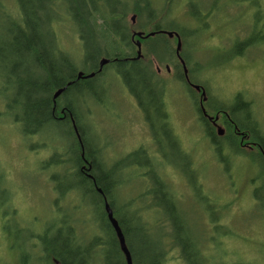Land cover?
Instances as JSON below:
<instances>
[{
    "label": "trees",
    "instance_id": "1",
    "mask_svg": "<svg viewBox=\"0 0 264 264\" xmlns=\"http://www.w3.org/2000/svg\"><path fill=\"white\" fill-rule=\"evenodd\" d=\"M8 1L11 6L6 7L0 0V21L6 25L1 28L4 32L0 33V79L5 81L4 91L12 88V93L4 96V114L14 120L24 138L52 128L63 134L65 141H71L68 146L62 145L61 156H52L42 164V168L48 173L53 165L65 166L66 174L74 179L66 184L60 182L57 173L50 175L55 192V211H64L60 202L69 196L80 199L70 200L71 208L68 209L72 213L44 222L39 236L42 256L37 259L42 260L41 264H128L105 209L107 200L122 230L133 264H169L173 252L178 253L182 264H214L208 255L209 241L214 245L221 244V241L207 237L208 226L213 225L215 230L224 225L231 227L225 214L232 202L219 204L204 197L208 203L207 212L214 214L212 218L205 220L200 211L196 219L186 215L181 199L183 196L167 177L169 167L178 170L186 180L190 179L196 197L208 193L204 192L195 173L198 171L194 155L183 143L172 112L168 111L169 82L162 80L154 67V61L172 60L176 56L177 39L157 32H177L183 42L181 55L186 60L191 82L207 87L196 77L190 64L192 55L185 50L187 36H194L197 32H187L173 22L164 24L158 18V9L153 0ZM221 1L215 0L205 5L203 17L193 16L201 23H211L219 12L227 10L219 6ZM247 1L256 13L254 26L259 23L264 31V15L258 14L259 11L264 13L262 0ZM130 14L136 15L139 23H133L132 19L129 21ZM116 20L121 21V27L112 26ZM58 21H61L60 29L55 25ZM132 29L145 35L155 32V36L140 39L142 57L138 59V47L132 42ZM69 31L76 32L79 46L68 47L65 39L61 38V34L67 37ZM263 39L258 31L246 41L236 40L235 44L243 45V50L239 49L236 51L239 53L225 60H233L243 54L245 48L250 50L257 47L264 42ZM157 43V47L153 46ZM133 56L134 59H130ZM104 58L109 59L106 69L109 68L112 73V78L107 79L106 90L111 88L116 78L121 82L124 92L139 104L152 142V146H139L114 158H110V151L101 146L103 141L100 136L104 134L96 120L100 110L106 112L99 110L105 105V100L96 96V89L85 95L79 94V97L74 96L75 91L82 92L83 88H87L84 92L90 91L94 79L106 76L97 75L92 79L77 77L78 71H82L83 75L95 71L99 61ZM180 77L183 78L182 70ZM59 89L63 91L55 98ZM190 95L195 115L202 120L198 95L194 91ZM207 98V102L202 101V106L208 113L211 107V114H217L220 118L226 117L223 113L235 114L232 110L234 107H230L226 101L215 100L212 96ZM242 98L245 96L239 93L234 101L239 103ZM243 103L238 106L246 105ZM203 126L206 136L214 138L211 144L217 159L224 160L225 152L220 156L219 151H225L234 142L229 135L219 137L207 120ZM254 129L262 131L264 127L262 129L254 122ZM262 135L261 144L264 146V131ZM219 140L224 142L217 143ZM239 151L243 153L238 146ZM261 162L264 167V161ZM130 169L135 171L136 174H131L134 177L126 175L132 172ZM4 175L0 171V179ZM7 184L0 183V186L9 189ZM13 196L10 193L8 197ZM87 198L91 199L86 207L91 211L90 217L80 214L82 210L78 204L79 201L84 204ZM76 209L79 210L78 216L74 214ZM204 237L210 238L209 241ZM37 254L36 249V257ZM29 258V254L24 252L20 264L34 263ZM1 259L0 264H9L5 262L6 259Z\"/></svg>",
    "mask_w": 264,
    "mask_h": 264
},
{
    "label": "rangeland",
    "instance_id": "2",
    "mask_svg": "<svg viewBox=\"0 0 264 264\" xmlns=\"http://www.w3.org/2000/svg\"><path fill=\"white\" fill-rule=\"evenodd\" d=\"M214 1L153 0L155 8L158 9V18L164 24L173 22L187 32H197L194 36H187L185 50L192 55L190 64L195 70L196 77L207 84V97L212 96L215 100L226 101L231 105L234 98L241 92L245 97L254 100L255 106L259 109V112L257 111L259 118L264 124V42H260L257 47L250 50L245 48L244 53L237 55L233 60H225L233 54L239 53L236 52L239 49V51L243 50L241 47L243 45L235 44L236 40L246 41L258 31L264 38V31L259 23L256 27L254 26V22L257 21L256 13L247 0H222L219 6L222 9H227L226 11L219 12L217 19L214 18L211 23L199 22L193 14L203 17L206 11L205 5H210ZM2 2L6 7L7 5L11 6V2L8 0H2ZM262 2L264 5V0ZM258 14L264 15L261 11ZM131 16L130 14L128 17L129 21ZM0 20L2 19L0 18ZM1 22L0 33H3L1 28L6 25ZM66 22L68 31V21L66 20ZM136 23H139V20L136 19ZM55 25L60 29L61 21ZM58 31L60 32V30ZM67 37L61 34V38L65 39L68 47L75 48L80 45L77 43L76 32L69 31ZM174 63H176L175 59H167L162 62L154 61V67L156 65L163 67L164 74L162 76L164 78H167L168 81L174 78L173 83L170 82L169 93L171 95L168 98L173 107V121L181 133L186 148L194 155L195 168L198 170L195 172L196 175L199 177L201 172L203 181L214 194L229 196L220 197L221 203L232 202L225 214L229 217L231 227L224 225L215 230L213 225L208 226L207 237L221 241V244L214 245L212 241H209L210 238L204 237L206 241L210 242L208 255L214 264H264V167L254 164L245 165V167L240 165L244 160L238 156L234 157L236 154H231L229 149L225 151V154L230 157L229 165L226 164V161H216L214 153L209 150V138L196 120L193 102L189 97L191 95L176 77V71L165 72L166 64L172 68ZM107 69L105 78L111 79L112 73L109 68ZM0 71H2V67H0ZM173 84L181 91V95L174 94L176 88ZM5 85V81L0 79V171L5 174L0 179V183L7 184L9 181L7 185L10 188L4 189L0 186V197L8 198L10 193L14 194L12 198L14 201L18 199L16 204L19 210L13 220H8L0 208V230L7 236L11 235L8 232L12 233L13 230H16V222L20 226L24 227L23 224H25L29 228L25 218L29 220L27 211L30 209H34L35 213H32L35 214L34 217H39L34 226L37 230L43 229L44 222L48 220L54 221L61 218L62 215L72 213L73 211L68 209L71 208L69 202L75 197L69 196L60 202L64 209L63 212L55 211L53 203L55 192L52 183H50V175L57 173L60 182L66 184L72 183L74 179L66 174L65 166L53 165L49 168L48 173L42 168V164L44 165L52 156H56V154L61 156L62 145L68 146L71 141H65L62 138L64 135L52 128H46L28 139L24 138L14 120L4 114V96L12 93L11 87L6 88V91L3 90ZM113 85L114 89L106 90L105 82L97 89V95L102 100L109 98L112 100L109 101V104H114L111 110H106V112L99 108V117L96 118L100 130L104 134L100 136L103 141L101 146H104L107 152L110 151V158L123 156L139 146H152L148 126L136 108V102L128 93L124 92V87L117 78ZM224 159L226 158L224 157ZM140 162L143 163L144 160L141 159ZM130 170L132 172H127V176L135 173L133 169ZM167 173L173 186L183 196L181 199L184 211L187 212L186 215L196 219L200 211L205 220L211 219L214 214L211 215L207 212L208 203L204 197H196L197 193H195V188L192 189L190 179L186 180L178 170L171 167ZM230 174L232 177H229ZM75 199L76 201L80 200L79 198ZM90 200V198L85 199L84 204L81 201L78 202L82 210L80 214L91 216V211L86 208L90 205ZM74 214L78 216L79 210H74ZM6 219L7 221H5ZM26 231L22 230V233L19 234L21 239L28 237ZM88 231H90V227ZM182 263L178 253L173 252L169 264Z\"/></svg>",
    "mask_w": 264,
    "mask_h": 264
},
{
    "label": "flooded vegetation",
    "instance_id": "3",
    "mask_svg": "<svg viewBox=\"0 0 264 264\" xmlns=\"http://www.w3.org/2000/svg\"><path fill=\"white\" fill-rule=\"evenodd\" d=\"M137 32H138V30H134V29L131 30L132 42L136 46H137L136 42L138 40H140L141 38H144V37H139L136 34ZM157 33L159 35H164V36L169 37L168 34L166 33V30H160ZM153 36H155V34ZM174 37L177 39V43H178L177 36L175 35ZM174 37H172V38H174ZM177 43H176V46H177ZM153 46L157 47V44H153ZM182 49H183V45H182ZM175 55H176L175 56L176 63H174L175 65H173V67L171 68L169 64H166L165 72L166 73H173V72L176 71L177 72L176 77L180 80V82L183 83V85L185 86V89L188 90V93L192 94V91H194L198 95V99H199L198 106H199V108L201 110L202 120H200L197 117V115H195V116H196V120L199 122V127L203 129L204 128L203 125H204L205 121L207 120L211 124V126L214 128L215 133L219 137H225V136H228V135L230 136V140L233 141L234 144L231 147L226 148V150L229 149L231 154L232 153L236 154L234 157L238 156L241 160H244V162L241 163L240 165L245 167V165L251 166V164H254V165H257V166L260 167V163L262 164L261 161H264V146L261 144L262 143V138H263L262 131H264V129H263L264 124L261 121V119L259 118V115H258V112H259L258 110L259 109L255 106L254 100L252 98H247V96L245 98H242L241 102H239V103H243V102L246 103V105H244V103H243V105H244L243 107L238 106L239 103H237L238 102L237 100H235V101L233 100L231 105L228 103L230 105V107L231 106L234 107L233 109L231 108L235 112V114L233 116H232V114L230 115L228 113L227 114L223 113L226 116L225 118H222V117L220 118V116L217 115V114L216 115H212L211 114L212 113V108L211 107H209L210 113H208L206 111L205 106L204 107L202 106L203 90H205L206 95H207V90H206L207 88L204 85H200V84H196L194 82H191V80L189 78V71H188L187 74L185 73V68H184L183 61L186 64V60L181 55V51H180V56L177 55L176 51H175ZM130 59L133 60L134 56L130 57ZM186 66H187V64H186ZM155 69H156L157 74L159 75V77L162 80H167V78H164L162 76L164 74L163 67H160V66L156 65ZM180 70H182L183 78L180 77ZM80 73H82V72H80ZM80 73H78L77 77H79ZM86 76L87 75H83V73H82V76H81L80 79H88V78L92 79L93 78V77L90 78V77H86ZM173 80H174V78L169 79V81L167 80L169 82L168 83V87L166 85L167 89H170V86H171V83H173ZM201 81L205 82L203 80H201ZM173 86H174V84H173ZM197 86L200 87L199 90L197 89ZM110 87L112 89H114L113 85H111ZM174 88H176V87L174 86ZM177 93L180 94L181 91L176 88V91H175L174 94L177 95ZM239 93H241V92H239ZM167 95H168V97H167L168 111L170 113V111L172 112V108L173 107H172L170 101L168 100V98L171 95L169 93V90L167 91ZM207 100H208V98L206 100H204V101L207 102ZM109 101H112V100L107 98L105 100V105L103 106V107H106V108L102 107L101 109H103L105 111L106 110H108V111L111 110V107L114 104L113 103L109 104ZM134 101L136 102L135 99H134ZM136 105H137L136 108H138V111L143 116L142 110H141L139 104H137V102H136ZM245 106H246V109H245ZM195 114H196V112H195ZM254 122L257 125H259V126L261 125L263 130L262 131H261V129L260 130H255L254 129ZM218 127H222L224 129V133L222 135H220L218 133ZM242 127L244 129H242ZM204 133H205V131H204ZM213 141H214V138L210 137V139H209V147H210L209 150H210V152L214 153V157H215L216 161L217 160L219 162L220 161L221 162L226 161V164L229 165L230 157L228 155L224 154V157H227L228 161H227V158L224 159V160L223 159L220 160L219 158L217 159L218 156H217L216 152L213 150V145L211 144V142H213ZM216 142L220 143V142H224V141L223 140H219V141H216ZM238 146L243 151V153H240V151L238 152ZM225 151H223V150L221 151L220 150L219 151L220 156H221L222 152H225ZM224 157H222V158H224ZM254 160H255V162H254ZM258 160H259L260 163L258 162ZM262 167H263V164H262ZM201 175L202 174L200 172L199 173V180H200V182H201V184L203 186L204 192L208 193V195H203L202 197H209L210 199L214 200L215 202H218L219 204L221 203L220 197H229V196H227L225 194L224 195H222V194H214L211 190H209L208 186L203 181L204 180L203 176H201ZM200 176H201V178H200ZM229 177H232V174H230ZM0 200H1L0 201V208H1L2 212L6 215L5 217L8 220H13L14 217L16 216V213L19 211L18 207H17V204H16L18 199H16V201H14L12 197H8V198L0 197ZM32 213H35L34 209L28 210L27 214L29 216V220H28V218H25L27 223H28V225H29V228H27V226L25 224H23L24 225V227H23V226H20L19 223L16 222V224H15L16 225L15 226L16 230H13L14 232H12V233L8 232V234H11V235L13 234V236H11V235L5 236L3 231L0 230V244H1L0 245V259L2 258L1 260L6 259L5 262H8L9 264H20L21 260H22L23 253L26 252L30 256L29 261L34 262L32 264H36V263L37 264H41V263H43L41 259H37V258L42 256V248L40 246V238H39V236L42 233L43 229H41V230L38 229L37 230V229L34 228L35 220L37 221L39 217L38 218L34 217L35 214H32ZM10 218H12V219H10ZM7 219L5 221H7ZM32 221H33V223H31ZM39 221H40V219H39ZM43 228H44V226H43ZM8 230H10V229H8ZM22 230L23 231L27 230L25 233H27L28 237H24V239H21L19 237V234L22 233L21 232ZM36 236H38V238ZM29 239H30L32 244H30ZM30 245H33V246H30ZM15 247H17L16 251L14 250ZM31 247H32V249H31ZM36 249L38 251V254H37L38 256L37 257L35 255L36 254Z\"/></svg>",
    "mask_w": 264,
    "mask_h": 264
},
{
    "label": "water",
    "instance_id": "4",
    "mask_svg": "<svg viewBox=\"0 0 264 264\" xmlns=\"http://www.w3.org/2000/svg\"><path fill=\"white\" fill-rule=\"evenodd\" d=\"M131 19L135 23L136 22V15H132ZM166 33L168 34L169 38H172L175 35L177 36L178 43H177V46H176V53H177L178 56H180V51L182 50V40H181L179 34L177 32H173V31H166ZM136 34L139 37H147V36H150V35L153 36L155 34V32H151L149 35H144L142 32H137ZM136 43H137V47H138V53H137V59H138V58L142 57L141 42H140V40H138ZM108 62H109V59H106V58L102 59L101 60V67H103ZM183 64H184V68H185V73L187 74L188 73V69H187V66H186L184 61H183ZM92 75L93 74H88L86 77H91ZM81 76H82V73H80L79 77H81ZM197 89L199 90L200 87L197 86ZM62 91H63V89L57 91L56 94H55V98L58 97L61 94ZM206 99H207V95H206L205 90H203L202 101H204ZM218 133L220 135H222L224 133V129L222 127H218ZM105 209H106V212L108 213V218H109L110 222L112 223L113 227L115 228V231L117 232L121 248H122V250H123V252H124V254L126 256V259H127V263L128 264H133L132 258H131V254H130V251H129L127 245H126L125 238H124V235L122 233V230L119 227L117 220L114 218L112 209H111V207H110V205H109L107 200L105 202Z\"/></svg>",
    "mask_w": 264,
    "mask_h": 264
},
{
    "label": "bare ground",
    "instance_id": "5",
    "mask_svg": "<svg viewBox=\"0 0 264 264\" xmlns=\"http://www.w3.org/2000/svg\"><path fill=\"white\" fill-rule=\"evenodd\" d=\"M121 21L120 20H116L113 24H112V26L113 27H121ZM78 35H76V38L78 39L79 37H77ZM90 63H92V61H90ZM106 65H104L103 67H101V60L99 61V64H98V67H97V69L95 70V71H92L90 74H93L90 78H92V77H94V76H96V78H97V75H101V76H103L104 74L106 75V73H107V70L108 69H106ZM104 70H105V72H104ZM80 72H82V71H78V73H80ZM105 82H107V78H105V76L103 77V78H97V79H94L93 80V85H92V88L90 89V91H86V92H84L87 88H83V90H82V92H79V91H75V93H74V96H78L79 97V94H81V95H85V94H87V93H89V92H91V91H93V90H97L98 89V86L99 85H101V84H105ZM59 90H61V89H59ZM58 90V91H59ZM98 91V90H97ZM97 91H96V96H98L97 95ZM89 97V96H88ZM100 99H101V97H100Z\"/></svg>",
    "mask_w": 264,
    "mask_h": 264
}]
</instances>
